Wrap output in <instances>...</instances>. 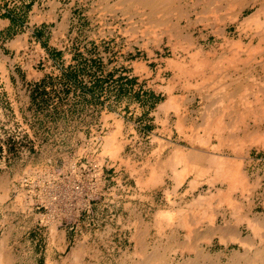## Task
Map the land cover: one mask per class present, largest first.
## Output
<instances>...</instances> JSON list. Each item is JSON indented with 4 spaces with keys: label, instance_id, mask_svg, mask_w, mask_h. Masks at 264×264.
Masks as SVG:
<instances>
[{
    "label": "rangeland",
    "instance_id": "374dc122",
    "mask_svg": "<svg viewBox=\"0 0 264 264\" xmlns=\"http://www.w3.org/2000/svg\"><path fill=\"white\" fill-rule=\"evenodd\" d=\"M2 1L17 5L2 12L10 24L0 26V246L14 251L5 252L6 264H71L74 250L82 251L83 264H129L137 251H159L165 263H177L189 256L177 246L187 232L205 234L225 212L230 220L227 201L214 202L227 187L245 213L252 204L253 214L264 215V135L259 146L245 140L248 131L264 134V114L255 113L258 64L244 53L259 31L250 18L255 0H237L234 9L227 7L230 0H214L222 4L220 15L219 3L210 0ZM238 5L247 6L241 17ZM36 48L49 57H39ZM28 59L38 80L18 84V61ZM234 108L245 118L236 114L237 121ZM215 122L225 126L223 143L213 136ZM177 152L193 164L167 162ZM198 154L203 160L196 167ZM216 154L233 163L237 158L236 164L241 159L252 189L208 182L214 173L209 155ZM181 172L189 174L184 179ZM35 214L71 228L66 251H44L47 242L30 230L18 235V220ZM36 242L45 249L34 260L28 251ZM203 242L213 253L240 248L217 235Z\"/></svg>",
    "mask_w": 264,
    "mask_h": 264
},
{
    "label": "bare ground",
    "instance_id": "6f19581e",
    "mask_svg": "<svg viewBox=\"0 0 264 264\" xmlns=\"http://www.w3.org/2000/svg\"><path fill=\"white\" fill-rule=\"evenodd\" d=\"M144 1V0H143ZM145 1H147V5H152V4H154V2H155V0H145ZM167 2L169 1V0H166ZM179 1V0H178ZM205 1V0H204ZM211 2L213 1V4H214V2L215 3H219V2H216V1H214V0H210ZM225 1V0H224ZM228 2V1H227ZM227 2H226V4H227ZM243 2V1H242ZM166 2H165V0L163 1V2H161V4H165ZM169 3V2H168ZM198 3V2H197ZM200 3H201V1H200ZM222 3V2H221ZM203 4V3H202ZM236 4H237V0H230L229 1V3H228V6L227 7H229V6H232V7H229L228 9H232L233 7H235L236 6ZM219 5H220V3H219ZM222 5V4H221ZM221 5H220V11L219 10H214V12L217 14V12L219 13V12H221ZM254 7H257V11L254 13V14H252V15H250L249 17L252 19L251 21H253L254 23H255V26H256V28H258L257 30H259L258 32H257V30L255 31V32H257V33H255L252 37H251V40H250V42H249V45H247L246 46V48H245V50H244V53L246 54V56H247V59L248 60H250V61H253V60H257V64H258V68H257V70H256V72H257V74L260 76V79H261V81H259L258 83H256L258 86H259V95H258V97H257V101L258 102H256V110H255V113H257V114H259V113H263L264 114V0H255V1H253V4H252ZM213 5L211 4V7H212ZM215 6V5H214ZM218 6V5H217ZM226 6V5H225ZM239 6V5H238ZM249 6V5H248ZM211 7H209L210 9H211ZM223 7V6H222ZM226 7V8H227ZM239 7H241V6H239ZM251 7V6H250ZM225 8V7H224ZM247 8V6H242L241 7V10H240V17H241V14H243V12H244V10ZM131 9H133V8H131ZM140 9V8H139ZM205 9V8H204ZM210 9H207V10H210ZM214 9V8H213ZM234 9V8H233ZM251 9V8H250ZM226 11H225V13L228 11L227 9H225ZM159 11V10H158ZM211 11H213V10H211ZM204 12V11H203ZM206 12V11H205ZM207 12H209V11H207ZM224 13V12H223ZM159 14V13H158ZM210 14H211V12H210ZM210 14H208V16L210 15ZM200 15H204L205 17H207L206 15H205V13L204 14H200ZM218 15H220V13L218 14ZM222 15V14H221ZM237 15V14H236ZM235 15V16H236ZM214 16V14L212 13V17ZM234 16V15H233ZM164 17V16H163ZM211 16H210V18H209V20L212 18ZM219 17V16H218ZM223 17V16H222ZM230 17H232V16H230ZM239 17V16H238ZM237 17V18H238ZM215 18H217L216 16H215ZM233 18V17H232ZM231 18V19H232ZM247 18H248V16H247ZM200 19H204L205 20V18H200ZM220 19V18H219ZM219 19H218V21H217V19L215 20L216 22H218L219 23ZM224 19V17L223 18H221L220 20H223ZM231 19H229V21L231 20ZM249 19V18H248ZM212 20V19H211ZM242 20V19H241ZM162 21V20H161ZM201 21V20H200ZM203 21V20H202ZM206 21H208V20H206ZM225 20H223V22H224ZM231 21H233V19L231 20ZM244 21V20H243ZM243 21H241V22H243ZM249 21H250V19H249ZM215 22V23H216ZM223 22H221L220 21V23H223ZM148 23V22H147ZM167 23V22H166ZM210 23H213L212 21L210 22ZM219 23V24H220ZM170 24V23H169ZM208 24H209V22H208ZM240 24V23H239ZM151 25V24H150ZM153 25V24H152ZM155 25V24H154ZM212 25V24H211ZM222 25V24H221ZM207 26V25H206ZM215 26V25H214ZM213 26V27H214ZM225 26V25H224ZM245 26H247V25H245ZM250 26V24H248V27ZM160 27V26H159ZM210 27H212V26H210ZM229 27V26H228ZM147 28V27H146ZM218 28V27H217ZM222 28V27H221ZM220 28V29H221ZM151 30H152V28H150ZM215 29H216V27H215ZM219 29V28H218ZM225 29V28H224ZM146 30V29H145ZM227 30V29H226ZM181 31V30H180ZM183 31V30H182ZM216 31V30H215ZM145 32H147V31H145ZM169 32H171V30H169ZM185 32V31H184ZM220 32V31H219ZM217 33V32H216ZM229 33V32H228ZM234 33V32H233ZM252 33V32H251ZM144 34H146V33H144ZM169 34H171V33H169ZM241 34V33H240ZM215 35V34H214ZM171 37H172V34L170 35ZM175 37V36H174ZM173 37V38H174ZM182 38V37H181ZM180 38V39H181ZM190 38H192V37H189V39ZM229 38V37H228ZM185 39H186V37H185ZM175 40H176V38H175ZM174 40V41H175ZM240 40H242V39H240ZM249 40V39H248ZM181 41V40H180ZM179 41V42H180ZM171 42V41H170ZM182 42V41H181ZM227 42V41H226ZM169 43V42H168ZM191 43V42H190ZM231 43V42H230ZM228 44V43H227ZM179 45H181L180 43H179ZM188 45H190V44H188ZM192 45H194V44H192ZM221 45H223L222 43H221ZM230 45V44H229ZM242 45V44H241ZM241 45H239V46H241ZM185 46V45H184ZM191 46V45H190ZM189 46V47H190ZM216 46V45H215ZM232 46H233V44H232ZM235 46V45H234ZM220 47V46H219ZM231 47V46H230ZM236 47H238V45L236 44ZM235 47V48H236ZM242 47V46H241ZM241 47H240V49H241ZM233 48V47H232ZM231 49V48H230ZM229 49V50H230ZM234 49V48H233ZM237 49V48H236ZM184 50V49H183ZM191 50V49H190ZM202 50V49H201ZM214 50V49H213ZM217 50V49H216ZM238 50V49H237ZM243 50V49H242ZM185 51V50H184ZM188 51V50H187ZM211 51V50H210ZM192 52V51H191ZM199 54H201V53H199ZM209 54V53H208ZM217 54V53H216ZM221 54V53H220ZM241 54V53H240ZM206 55V54H205ZM212 55H213V53H212ZM215 55V54H214ZM192 55H190V57H191ZM232 56V55H231ZM238 56V55H237ZM210 57V56H209ZM216 57V56H215ZM231 58V57H230ZM235 58H236V56H235ZM199 59V58H198ZM205 59V58H204ZM207 59V58H206ZM218 59V58H217ZM222 59V58H221ZM242 60H244V59H246V58H241ZM207 60H209V59H207ZM200 61V60H199ZM237 61H238V59H237ZM236 61V62H237ZM246 61V60H245ZM194 62H195V60H194ZM203 62H204V60H203ZM218 62H220V61H218ZM241 62V61H240ZM207 62H205V64H206ZM245 63V62H244ZM184 64V63H183ZM213 64V63H212ZM227 64V63H226ZM236 64V63H235ZM174 65V64H173ZM211 65V64H210ZM199 66V65H198ZM215 66V65H214ZM219 66V65H218ZM218 66H216L218 69H219V67ZM224 66H226V65H224ZM229 66V65H228ZM184 67H185V65H184ZM211 67V66H210ZM213 67V66H212ZM212 67H211V69H212ZM180 68V67H179ZM196 68H197V66H196ZM223 68V67H222ZM222 68H221V71H223L222 70ZM233 69H236V68H234V66H233ZM185 70L187 71V69L185 68ZM206 70V69H205ZM215 70V69H214ZM217 70V69H216ZM225 70V69H224ZM239 70V69H238ZM238 70H237V73H238ZM241 70V69H240ZM194 71V70H193ZM211 71V70H210ZM212 71H213V69H212ZM200 72V71H199ZM228 72V71H227ZM233 72H235V70H233ZM214 73V72H213ZM243 73V72H242ZM184 74V73H183ZM221 74V73H220ZM256 74V73H255ZM254 74V75H255ZM193 74H191V76H192ZM211 75V74H210ZM212 75H214V74H212ZM243 75V74H242ZM246 75V74H245ZM190 76V75H189ZM224 76V75H223ZM228 76V75H227ZM234 76V75H233ZM257 76V75H256ZM212 77H214V76H212ZM216 77V76H215ZM214 77V79L215 80H217L216 78ZM239 77V76H238ZM240 77H241V75H240ZM179 78V77H178ZM206 78V77H205ZM219 78H220V76H219ZM222 78V77H221ZM208 79H210L211 80V78H208ZM213 79V78H212ZM230 79V78H229ZM187 80V79H186ZM202 81V80H201ZM219 81H221V80H219ZM244 82V81H243ZM252 82H254V81H252ZM223 82H221V84H222ZM215 84V83H214ZM217 84H218V86H220V87H224V86H221V84L220 83H218L217 82ZM253 85H254V83H253ZM193 86V85H192ZM211 86V85H210ZM190 87V86H189ZM215 87V86H214ZM212 88V87H211ZM236 88V87H235ZM237 88H239V87H237ZM212 89H214V88H212ZM217 89V88H216ZM223 89V88H222ZM218 90V89H217ZM170 91H172V90H170ZM210 91V90H209ZM227 91H229V90H227ZM232 91V90H231ZM244 91V90H243ZM242 92V91H241ZM246 91H244L243 92V95H244V93H245ZM249 93H250V91H248ZM252 92V91H251ZM254 92V91H253ZM252 92V93H253ZM214 93V92H213ZM231 93V92H230ZM229 93V95L231 96L232 95V93L230 94ZM242 94V93H241ZM246 94V93H245ZM228 95V96H229ZM218 96V95H217ZM222 96V95H221ZM229 96V97H230ZM247 96V95H246ZM245 96V97H246ZM251 96V95H250ZM228 97V98H229ZM244 97V99H246V100H244V102H246L247 101V98H245ZM226 98V97H225ZM228 98H226L227 100H228ZM232 98V99H231ZM230 98V101H232V100H234L233 99V97H231ZM175 99V98H174ZM236 99V98H235ZM242 99V98H241ZM240 99V101H242ZM217 100V99H216ZM222 100V99H221ZM174 101V100H173ZM252 101V100H251ZM250 101V102H251ZM174 102H176V101H174ZM216 102V101H215ZM218 102V105L220 104L219 102L220 101H217ZM222 102V101H221ZM252 102H254V101H252ZM225 103V102H224ZM228 103H229V101H228ZM232 103H233V101H232ZM235 103V102H234ZM238 103V102H237ZM249 103V102H248ZM226 104V103H225ZM244 104H246V103H244ZM251 104V103H250ZM253 104V103H252ZM251 104V105H252ZM215 105H216V103H215ZM229 105V104H228ZM242 105H243V103H242ZM253 106V105H252ZM164 107V106H163ZM215 107H217V106H215ZM214 107V108H215ZM223 107V106H222ZM248 107H249V105H248ZM214 108L213 109H211L212 111H211V113H213L214 111ZM218 108H219V106H218ZM231 108L233 109V107H232V104H231ZM238 108V107H237ZM244 108V106L242 107V109ZM245 108H247V107H245ZM250 109H252L251 107H249ZM225 110H226V108H225ZM224 110V108H223V111H225ZM230 110V107L228 108V110L227 111H229ZM241 110V109H240ZM215 111H216V109H215ZM217 111H218V109H217ZM251 111V110H250ZM210 111H208V114H210L211 115V113H209ZM220 111H218V113H219ZM235 112V115L236 114H238L239 116H244L243 114H245V113H242V115H240V112L239 113H237V109H235L234 108V111H233V113ZM217 112H214V114H216ZM220 113H222V108H221V112ZM228 113H230V111L228 112ZM248 113V112H247ZM251 113H254L253 111L251 112ZM223 115H224V113H222ZM261 114H260V117H263V116H261ZM220 115V114H219ZM219 115H217V116H219ZM232 115V114H231ZM235 115H234V117H235ZM254 116H256L255 114H254ZM253 116V117H254ZM216 117V116H215ZM225 117H227L226 115H225ZM251 117V116H250ZM207 118H208V116H207ZM220 118H221V116H220ZM224 118V116H222V118H221V121H222V119ZM229 118V117H228ZM231 118H233L232 116H231ZM236 120H237V115H236ZM244 118H245V116H244ZM212 119H213V116L211 117V118H209V120H211L212 121ZM218 119V118H217ZM242 119V118H241ZM241 119H239L240 121H241ZM253 119V118H252ZM259 119V118H258ZM261 119V118H260ZM220 120V119H219ZM219 120H217V121H219ZM235 120V119H234ZM243 120V119H242ZM213 121H214V119H213ZM238 121V120H237ZM260 121V120H259ZM208 122V121H207ZM231 122V121H230ZM234 122V123H233ZM231 124H235V121H233ZM261 122V121H260ZM264 122V121H263ZM243 123V122H242ZM259 123V122H258ZM262 123V122H261ZM215 125H216V122L214 123ZM228 124V123H227ZM250 124V123H249ZM181 125V124H180ZM213 125V124H212ZM223 126V127H225L224 126V124L222 125V124H218V122H217V125L214 127V128H211V129H214L213 131H214V137H216L217 138V140L218 141H221V143H223L224 141H225V139L227 140L228 139V135H227V137H225V139H224V141L222 140L223 138H222V136L224 135V134H222L221 133V129H222V127L221 126ZM228 126H230V125H228ZM227 126V128L229 129V127ZM231 126H234V125H231ZM200 128H202V127H200ZM204 128V127H203ZM208 128H209V126H208ZM226 128V129H227ZM232 128V127H231ZM199 129V128H198ZM233 129V128H232ZM251 128H250V126H249V129L248 130H250ZM259 129V128H258ZM258 129H255V130H252V131H248L249 133H247L248 134V136L247 137H245L244 135H246V133L245 134H243V132H242V134H243V137H245V140H246V142L248 143L249 141V144L250 145H260V143H261V139H263L262 138V136L264 135V134H260L259 133V130ZM235 130V129H234ZM234 130H233V132H234ZM261 130V129H260ZM208 131V130H207ZM212 131V132H213ZM231 131V130H230ZM198 132V131H197ZM203 132H204V130H203ZM224 132V131H223ZM205 133V132H204ZM264 133V132H263ZM193 134V133H192ZM206 134V133H205ZM235 134V133H234ZM199 135V134H198ZM201 135V134H200ZM231 133H229V136H230V138L229 139H231L232 138V140H233V137H231ZM262 135V136H261ZM242 136V135H241ZM239 138H240V136H239ZM238 138V139H239ZM199 139V138H198ZM212 139H214V138H212ZM241 139V138H240ZM245 140H244V142H245ZM223 141V142H222ZM234 141V140H233ZM227 143H229L228 141H226ZM242 142H243V140H242ZM263 142V141H262ZM235 143H237V138H236V142ZM246 143V145H248ZM196 144V143H195ZM234 144V143H233ZM240 144V143H239ZM217 146V145H216ZM221 146V145H220ZM231 146V145H230ZM239 146V145H238ZM235 147H236V149H237V145H235ZM259 148V147H258ZM177 150V149H176ZM179 151V150H178ZM235 151V150H234ZM195 153V152H194ZM215 153V152H214ZM237 153V152H236ZM175 155L173 156V159H172V157H171V159H169V160H167V162L168 161H171V160H173L174 161V159L176 160V158L177 159H179V160H181L182 162L185 160L186 161V163L185 164H187V163H190V162H192V161H188V160H186V157H188V156H185V155H180V153H179V155H178V152L177 153H174ZM187 155V154H186ZM222 155V154H221ZM238 155V154H237ZM225 156V155H224ZM226 156H228V155H226ZM169 157V156H168ZM209 163L208 164H210V171H211V173H212V170H213V175H211V177L209 178V179H206L207 181L208 180H210V181H208V182H217V181H219V183H220V185L222 186V187H224V186H229V188H231L232 189V187L234 186V185H236L238 188H239V186L241 187L240 189L244 192V191H248V190H251L250 189V183H249V181L246 179V177L248 176V174H247V176H244L243 174H242V172H240L241 170V168L242 167H240V166H242L243 165V163L241 164L240 163V161H241V159L240 160H238L237 161V163L239 164H236V159L235 158H233L232 160H234L235 159V163H233V161H231V160H229L228 158H222V157H219V156H217V154L216 155H209ZM229 157V156H228ZM242 158H244V157H242ZM188 159V158H187ZM191 159V158H190ZM189 159V160H190ZM193 159V158H192ZM197 159L199 160V161H197V162H195V164L194 165H196V167H198L199 166V164H200V160H203L202 158H201V156L198 154V157H197ZM244 160V159H243ZM178 161V160H177ZM204 161H206V162H208L207 160H204ZM231 161V162H230ZM169 163H171V162H169ZM180 163V162H179ZM156 164V163H155ZM165 164H168V163H166L165 162ZM192 164H193V162H192ZM172 165H175V162H174V164L172 163L171 164V166ZM188 165H190V164H188ZM168 166V165H167ZM166 166V167H167ZM176 166V165H175ZM184 166V165H183ZM186 166V165H185ZM191 166H193V165H191ZM158 167V166H157ZM169 167V166H168ZM174 166H172V168H173ZM159 168V167H158ZM186 167H184V169H185ZM206 168V167H205ZM207 168H208V166H207ZM245 168V167H244ZM160 169H162V168H160ZM165 169V166H164V168L162 169V170H164ZM174 169H177V166H176V168L174 167ZM182 169V168H181ZM180 170V169H179ZM183 170V169H182ZM181 170V171H182ZM187 170V169H186ZM189 170V169H188ZM153 171V170H152ZM172 171V170H171ZM170 171V172H171ZM199 171V170H198ZM205 171V170H204ZM151 172V171H150ZM179 172V171H178ZM184 172V171H183ZM183 172H181V174L183 173ZM189 172V171H188ZM206 172V171H205ZM205 172H203V173H205ZM244 172V171H243ZM153 173V172H152ZM155 173V172H154ZM172 173H174V171H172ZM175 173H176V175H177V170L175 171ZM180 173V172H179ZM186 173V172H185ZM185 173H183V175L184 176H182L183 178L184 177H186L185 176ZM191 173V172H190ZM199 173H201V172H199ZM163 174V173H162ZM180 174V175H181ZM186 174H189V173H186ZM208 174V173H207ZM153 175V174H152ZM175 175V174H174ZM175 175V176H176ZM194 175V174H193ZM246 175V174H245ZM153 176H155V174L153 175ZM158 176V175H157ZM178 176H179V174H178ZM177 176V177H178ZM173 177V176H172ZM180 177V176H179ZM178 177V178H179ZM181 177V178H182ZM201 177V176H200ZM149 178V177H148ZM161 178V177H160ZM180 178V179H181ZM197 178H199V177H197ZM185 179V178H184ZM194 179V178H193ZM196 179V178H195ZM195 179L193 180V181H195ZM253 180V179H252ZM251 180V181H252ZM181 181H182V179H181ZM175 182V181H174ZM201 182V181H200ZM204 182H206V181H204ZM203 182V183H204ZM207 182V183H208ZM154 183V182H153ZM176 183V182H175ZM179 183V182H178ZM202 183V184H203ZM191 184H193V182H191ZM190 184V185H191ZM210 184V183H209ZM193 185H195V184H193ZM192 185V186H193ZM197 185V184H196ZM191 186V187H192ZM255 186V185H254ZM212 187V186H211ZM193 188H195V187H193ZM223 189V188H222ZM226 189H228V187L226 188ZM225 189V191H228V192H225V191H220L219 193L220 194H218V197H219V199L218 198H216L215 199V203L216 202H222L221 200H222V197L224 198V200L225 201H227V205L226 206H228V208H229V216H230V220L228 221L227 220V217H226V215L228 214V212H225V214H224V219L222 220V222L221 223H218V222H215V224L213 225V226H211L206 232H205V234H202L201 236H195L194 234H192L191 233V231H189V232H187V234L185 235V237H184V239H183V241L179 244H177V246H180L183 250H185V251H189V253H187V254H189V256L188 257H184V258H182V260L181 261H179V262H177V263H170V264H264V215H256V214H253V212H252V204L249 206L250 207V209H249V212H246L245 213V209H244V202L243 201H240V199H239V197H237V196H233L232 195V190H230V189H228V190H226ZM236 189V188H235ZM187 190V189H186ZM204 190V189H203ZM235 191V190H234ZM237 191V190H236ZM235 191V192H236ZM169 192V191H168ZM200 193H202V192H200ZM211 193V192H210ZM170 195V194H169ZM202 195V194H201ZM241 195H242V193H241ZM206 196V195H205ZM207 196H208V194H207ZM213 198V197H212ZM198 200H201V198L200 199H198ZM169 201H171V200H169ZM211 201H213V200H211ZM222 203H224V202H222ZM205 204V202H204V199L202 200V201H197V205H198V207H201V206H203ZM216 205H217V203H216ZM215 205V206H216ZM263 207H264V202H263ZM221 206H223V205H221ZM206 207V206H205ZM219 207V206H218ZM217 207V208H218ZM212 208V207H211ZM219 209V208H218ZM186 210V209H185ZM195 211V210H194ZM218 211V210H217ZM178 212H180V211H178ZM193 212V211H192ZM188 213V212H187ZM186 213V214H187ZM197 213V212H196ZM212 213V212H211ZM188 215V214H187ZM191 215V214H190ZM206 215H210V214H205L204 215V217H206ZM211 216H213L212 214H211ZM228 216V217H229ZM201 217V216H200ZM184 218V217H183ZM186 218V217H185ZM209 219V218H208ZM215 219V218H214ZM204 220V219H203ZM184 221H186V219H184L182 222H184ZM214 221V220H213ZM218 221V220H217ZM169 223V222H168ZM201 222H199V224H200ZM194 223H192V225H193ZM196 224H198V223H196ZM191 225V224H190ZM191 225V226H192ZM182 226V225H181ZM198 226V225H197ZM243 226V227H242ZM194 227V226H193ZM141 229V228H140ZM145 229V228H144ZM191 229V228H190ZM188 230V229H187ZM245 230L246 231H248V233L246 234V235H244V232H245ZM142 231V230H141ZM215 236V235H217L218 237H219V241L220 242H222V243H224V245L226 244V245H229V243H237L238 245H239V249H236L235 251H232L231 250V252L230 253H228L227 251H220L219 249V252H216L215 251V253H213L212 251H207L206 250V248H205V246H204V242H203V240L204 241H207V242H209V244L210 243H212V240H213V236ZM146 238V237H145ZM216 238V237H215ZM200 239L202 240V241H200ZM200 241V242H199ZM180 242V241H179ZM136 244V243H135ZM223 245V246H224ZM135 246V245H134ZM212 246V245H211ZM85 247V246H84ZM180 247H176V248H180ZM228 247V246H227ZM230 248V247H229ZM78 249V248H77ZM135 249H137V248H135ZM225 249V248H224ZM172 250V249H171ZM178 250V249H177ZM182 250V251H183ZM90 252V251H89ZM129 252V251H128ZM95 253V252H94ZM134 254H136L137 256H138V259H130L131 261V263H129V264H167V263H165L164 261H163V259H162V254L159 252V251H148V252H146V251H137L136 253H134ZM6 255H8V254H6ZM84 255V254H83ZM182 255V254H181ZM97 256V255H96ZM187 256V255H186ZM13 257V256H12ZM68 257V256H67ZM84 256H82V251H79V250H74V251H72V254H71V256H70V258H68V259H70V261H71V264H83L82 263V258H83ZM183 257V256H182ZM98 258V257H97ZM175 259V258H174ZM6 256H5V252L4 251H0V264H6L5 262H6ZM11 260V259H10ZM84 260V259H83ZM117 260V259H116ZM160 260H162V262H159V263H157L158 261H160ZM225 260V261H224ZM67 261V260H66ZM128 261V260H127ZM65 262V261H64ZM86 262V261H85ZM86 263H88V262H86ZM8 264H10V263H8ZM110 264H112V263H110ZM122 264H127V263H125V262H122ZM169 264V263H168Z\"/></svg>",
    "mask_w": 264,
    "mask_h": 264
},
{
    "label": "crops",
    "instance_id": "0c3cea01",
    "mask_svg": "<svg viewBox=\"0 0 264 264\" xmlns=\"http://www.w3.org/2000/svg\"><path fill=\"white\" fill-rule=\"evenodd\" d=\"M15 4L16 3H13L12 1L3 3V1L0 0V26L1 24L2 26L4 24L5 25L10 24V21L8 23L2 21L1 14L5 10L11 11L15 9L14 7L17 6ZM20 37L22 39L23 35L18 34V36L16 37V40H18V43H21ZM23 46H24V49L29 48V45L24 42H23ZM35 51L38 52L37 48L35 49ZM38 54H39V57L43 56V58L45 59L49 57L45 52L44 53L38 52ZM30 64H32L30 59L26 61L25 60H21L20 62L18 61V76L16 75L18 84L22 80L21 78H25V80L28 82H32L33 80H38L39 75L38 73H34V70L30 66ZM18 230H20L18 231V235L20 233L21 234H23L24 232L26 233V231L30 230L31 232L38 234L42 239H44V241L47 242L46 249L41 248L42 250L39 251L40 245L36 242V245L32 246L31 250L28 251L30 252V257L34 258V260H37L40 258L41 255L37 254L38 252L42 253L44 251H47V252L66 251L67 245H68L67 244L68 239L69 237L71 238L70 234L72 233L71 228L68 226H64V223L61 220L53 218V217L38 215V214H35L30 217L26 216L18 220ZM0 251L14 252V251H5L4 246H0ZM25 252H27L26 249H25Z\"/></svg>",
    "mask_w": 264,
    "mask_h": 264
}]
</instances>
